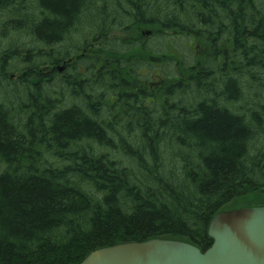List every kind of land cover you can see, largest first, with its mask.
<instances>
[{
	"label": "trees",
	"instance_id": "16d2710c",
	"mask_svg": "<svg viewBox=\"0 0 264 264\" xmlns=\"http://www.w3.org/2000/svg\"><path fill=\"white\" fill-rule=\"evenodd\" d=\"M167 33L195 59L148 84L145 35ZM73 36L92 55L66 75ZM231 203L264 205V0H0V264L204 252Z\"/></svg>",
	"mask_w": 264,
	"mask_h": 264
},
{
	"label": "water",
	"instance_id": "95a60500",
	"mask_svg": "<svg viewBox=\"0 0 264 264\" xmlns=\"http://www.w3.org/2000/svg\"><path fill=\"white\" fill-rule=\"evenodd\" d=\"M208 236L212 245L204 252L182 241L151 239L96 249L78 264H264V207L216 214Z\"/></svg>",
	"mask_w": 264,
	"mask_h": 264
},
{
	"label": "rangeland",
	"instance_id": "374dc122",
	"mask_svg": "<svg viewBox=\"0 0 264 264\" xmlns=\"http://www.w3.org/2000/svg\"><path fill=\"white\" fill-rule=\"evenodd\" d=\"M145 31H147V29L141 28L139 35H144V33L147 34V32ZM80 32L81 30H79V33ZM135 36L136 35L132 34L131 36L128 37L127 34L116 32L109 37L111 39H115L121 42H131L132 39H135ZM145 36L146 38H144L143 42L146 46L144 47L146 48L149 54L148 56L145 57V61H144L145 63L142 64V68H140L139 73L140 75H142V78H144V81L148 84L150 83L151 80L154 82L156 80L158 81L159 78H165V79L168 78L169 80L174 79L179 69L177 67L179 60L181 61V64H191L195 59V55L192 53L194 52L193 50H195V48L197 49V47H195V44L187 43L186 40H182L176 37L174 33H167L164 36L161 35H145ZM73 41H75V43L77 44L76 52L74 53V55H72L73 59L78 57L80 54H84V55L86 54L89 56L92 55L91 50L85 52L84 46L83 45L81 46V43L83 42L82 38L73 36ZM170 57H173L174 61L162 63L164 62L163 60H165L166 58L169 59ZM78 62L82 63V60L75 61V67L74 68L70 67L66 75L67 74L71 75L73 71L78 68V64H77ZM106 69L108 71L110 70V67L106 66ZM64 71H66V69ZM62 72L63 71L59 73L57 79L60 78L59 76H62ZM63 75L65 74L63 73ZM119 77H121V74H119ZM110 101L111 100H108V102ZM259 206H264V205H259ZM237 207L238 206L236 205V203H231L225 207L226 209L224 211L231 210Z\"/></svg>",
	"mask_w": 264,
	"mask_h": 264
},
{
	"label": "flooded vegetation",
	"instance_id": "af4514ba",
	"mask_svg": "<svg viewBox=\"0 0 264 264\" xmlns=\"http://www.w3.org/2000/svg\"><path fill=\"white\" fill-rule=\"evenodd\" d=\"M83 55H84V54H80L79 56L82 57ZM79 56L76 57L75 59H73L72 56H71V59H70L69 61H73V60H74V61H77V60L79 59ZM69 65H71V64H69ZM69 65H68V66H69ZM66 67H67V66H66ZM66 67H59V68H58V72L61 73V71H64V70L66 69Z\"/></svg>",
	"mask_w": 264,
	"mask_h": 264
}]
</instances>
